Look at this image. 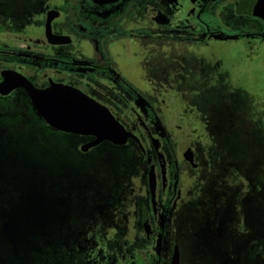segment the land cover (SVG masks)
<instances>
[{"label": "rangeland", "instance_id": "1", "mask_svg": "<svg viewBox=\"0 0 264 264\" xmlns=\"http://www.w3.org/2000/svg\"><path fill=\"white\" fill-rule=\"evenodd\" d=\"M136 46L135 62L141 67L135 78L130 77L151 99L161 124L150 123L151 136L158 148L160 138L171 136L170 131L189 143L201 159L207 183H199L202 176L191 167L182 172L181 189H192L194 196L187 203L178 198L171 210L164 264L170 262L173 243L180 245V264H235L228 256L233 242L221 218L222 191L241 184L236 213L241 252L234 259L236 264H253L248 247L264 229V76L260 74L264 63L257 65L253 88L234 76L229 64L234 44H210L211 61L201 58L196 47L192 60L182 44L148 41ZM244 68L235 64L237 76ZM18 105L25 112L23 104ZM11 129L0 125V264H126L127 247L145 238L139 203L148 200V179L139 149L133 144L119 148L102 143L83 153L79 151L83 139L52 142L48 137L34 145V151H23L12 143ZM143 135L151 141L148 133ZM60 143L73 152L60 151L56 148ZM158 157L156 170L161 176L166 159L161 153ZM151 159L144 161L149 165ZM234 167L238 172L221 184L220 173ZM224 174L229 176L228 171ZM169 178L171 193L173 170ZM204 195L212 203L211 216L190 205ZM24 197L29 200L23 201ZM225 208L226 213L234 212L232 203ZM163 217L164 209L156 228ZM233 220L227 223L232 225ZM158 239L159 234L156 243Z\"/></svg>", "mask_w": 264, "mask_h": 264}, {"label": "flooded vegetation", "instance_id": "2", "mask_svg": "<svg viewBox=\"0 0 264 264\" xmlns=\"http://www.w3.org/2000/svg\"><path fill=\"white\" fill-rule=\"evenodd\" d=\"M251 2L254 0H0V82L4 71H15L40 89L48 87L51 81L72 86L107 107L135 136L129 138L125 145H114L107 141L102 143L119 148L135 145L141 153V163L146 166L148 200L139 203L145 238L139 246L142 248L146 240L152 244L148 252L136 251L142 264H164L169 247L166 224L172 218L171 210L178 198L187 200V203L194 196L192 189H181V174L191 167L201 174L203 180L204 167L189 143L175 138L169 129L171 136L164 134L160 138L161 148L157 147L148 129V126L153 127L150 124L153 120L158 122L151 107L153 104L130 77L135 78L139 65L141 67V63L137 65L135 62L136 45H144L148 41L154 44H182L192 54V60L197 55L196 47L201 52V58L211 61L210 44H234L236 48L230 63L227 57H223V61L232 66L236 78L252 83L254 88V82H258L255 79L257 65L264 63V19L254 14V4L250 6ZM48 18L53 36H48ZM131 58L134 60L130 61ZM236 63L245 65L238 76L235 73ZM128 69L131 72L127 73ZM260 74L264 76V72ZM25 92L23 88L14 89L7 95L0 92V105L9 101L10 111L16 112L18 102H21L26 110ZM147 133L151 141L143 135ZM80 139L84 140L79 146L81 151V146L94 138L81 136ZM160 153L166 159L161 176L156 170ZM147 157H152L149 165L144 161ZM152 167L156 175L154 199L150 190ZM172 170L176 180L170 193L168 183ZM224 171H228L229 176H225ZM235 172H238L235 167L224 168L220 173L221 184L229 182L231 173ZM202 180L198 179V182L205 186L207 183ZM163 181L164 185L160 188ZM252 183L254 187V181ZM240 189L242 184L228 192L222 191L224 206L232 203L235 212L226 213L225 207L224 213L221 212L223 226L233 242V253L228 256L235 264L238 261L234 257L241 252V235L237 229L240 218L236 214L240 208ZM194 199L190 205L210 215L208 210L212 208V203L209 196ZM162 209L163 222L156 228ZM232 217L231 225L227 222ZM175 246L180 252L178 243L171 244L169 264ZM258 252L264 253V229L261 236L248 247V258L253 264H260L254 255Z\"/></svg>", "mask_w": 264, "mask_h": 264}, {"label": "water", "instance_id": "3", "mask_svg": "<svg viewBox=\"0 0 264 264\" xmlns=\"http://www.w3.org/2000/svg\"><path fill=\"white\" fill-rule=\"evenodd\" d=\"M250 6L254 8L255 15L264 19V0H254ZM49 23L48 18V36H53ZM2 76L0 92L7 95L14 89H25L35 110L52 128L67 134L93 137V140L81 146L82 152H87L102 142L125 145L129 138H135L107 107L72 86L51 81L48 87L40 89L18 72L4 71ZM150 190L154 199V167L150 172ZM171 264H180L178 246H175Z\"/></svg>", "mask_w": 264, "mask_h": 264}, {"label": "trees", "instance_id": "4", "mask_svg": "<svg viewBox=\"0 0 264 264\" xmlns=\"http://www.w3.org/2000/svg\"><path fill=\"white\" fill-rule=\"evenodd\" d=\"M25 97L26 98L24 100V103L27 106L25 112H21L20 109H18L16 112L15 111L11 112L9 109L11 103L9 101H5L2 103V105H0V124L3 127L12 128L11 129L12 139H14V142L12 143L17 145L19 148L21 147L23 151L25 150L34 151L32 147H34V145H36L40 140L47 139L48 137L52 140V142H61V139L64 141L69 137H77V138L81 137L74 134L63 133L52 128L49 124H47L43 120V118L35 110L27 94L25 95ZM56 148H60V151H62L64 148L65 150H68V152L70 153L73 152L71 147L62 143L58 144ZM26 199L28 198L24 197L22 200L26 201ZM26 227L27 228L29 227V223L26 225ZM23 235H26V233ZM151 244L152 243L150 240H146L145 244H143L144 249L143 247L141 248V245L140 246L137 245L135 247L133 246L127 247L126 251L129 258L127 264H142V259L141 260L138 259L139 256L137 255L136 251L141 250L148 252ZM254 255L255 258L260 261L259 262L260 264H264L263 252H258L257 254Z\"/></svg>", "mask_w": 264, "mask_h": 264}]
</instances>
